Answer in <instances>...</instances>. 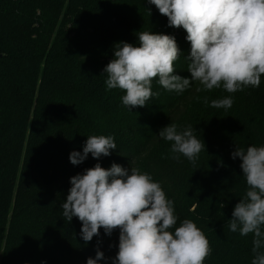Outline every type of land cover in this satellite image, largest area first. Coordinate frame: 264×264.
Returning a JSON list of instances; mask_svg holds the SVG:
<instances>
[{"label":"trees","instance_id":"obj_1","mask_svg":"<svg viewBox=\"0 0 264 264\" xmlns=\"http://www.w3.org/2000/svg\"><path fill=\"white\" fill-rule=\"evenodd\" d=\"M139 31L175 37L182 53L174 69L189 77L190 43L147 0H0V264H86L97 249L112 264L119 229L85 242L77 217L63 215L70 178L100 163L133 166L160 182L179 221H194L211 254L203 264H251L252 234L225 225L246 184L233 159L236 147L264 145V75L258 87L181 94L155 80L144 107L128 111L119 89L108 90L104 67L120 42L137 44ZM231 96L227 110L205 103ZM192 125L205 150L193 165L173 159L161 128ZM89 135H111L116 150L73 165L69 154ZM221 204L224 205L221 208Z\"/></svg>","mask_w":264,"mask_h":264},{"label":"clouds","instance_id":"obj_2","mask_svg":"<svg viewBox=\"0 0 264 264\" xmlns=\"http://www.w3.org/2000/svg\"><path fill=\"white\" fill-rule=\"evenodd\" d=\"M167 17L171 27L183 28L190 43L184 57L189 77L174 69L182 54L175 37L139 31L138 43L120 42L114 46L113 59L104 67L108 90L119 89L122 105L130 111L144 107L158 92L153 80L168 92L177 94L198 83L196 91L222 88L228 93L258 87L264 75V0H147ZM205 103L209 104L207 97ZM233 99L226 96L210 101L209 106L227 110ZM170 143L173 159L181 156L193 165L205 150L192 125L178 128L176 123L161 128L156 135ZM82 152L71 151L69 161L82 163L110 155L116 150L111 135H89ZM233 159L241 161L246 188L225 225L241 236L252 234L251 264H264V145L246 149L236 147ZM71 187L62 203V215L81 222L80 236L89 242L99 229L111 235L119 229L118 251L112 264H203L211 254L204 232L191 219L177 224L174 202L166 196L160 182L130 163L124 168L100 163L70 178ZM224 207L223 204L220 205ZM105 259L97 249L86 264ZM43 264V262H42Z\"/></svg>","mask_w":264,"mask_h":264},{"label":"rangeland","instance_id":"obj_3","mask_svg":"<svg viewBox=\"0 0 264 264\" xmlns=\"http://www.w3.org/2000/svg\"><path fill=\"white\" fill-rule=\"evenodd\" d=\"M205 97H207V95H206V94L202 95V99H205Z\"/></svg>","mask_w":264,"mask_h":264}]
</instances>
